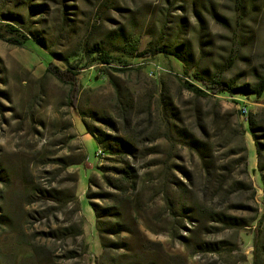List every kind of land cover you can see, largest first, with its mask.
Here are the masks:
<instances>
[{"label": "rangeland", "instance_id": "obj_1", "mask_svg": "<svg viewBox=\"0 0 264 264\" xmlns=\"http://www.w3.org/2000/svg\"><path fill=\"white\" fill-rule=\"evenodd\" d=\"M6 26L29 36L35 47L0 40V264L101 263L104 251L86 193L89 186L92 192L109 191L100 169L110 176L109 169L118 165L109 157H96L102 147L84 127L91 120L80 116L89 110L117 119L113 134L129 139L137 150L128 161L138 174L141 194L132 198L136 206L121 207L128 236L112 240L131 252L161 244L162 251L187 264H264V224L258 227L256 221L205 238L221 243L220 254L195 249L190 240L201 230L200 223L179 208L195 200L184 198V192L193 189L202 198L209 190L206 173L175 137L167 139L171 129H184L215 142L224 130L212 156L222 171L232 160L225 145H232L233 112L242 108L234 102L242 99L211 93L196 97L181 87L179 79H187L170 56L126 59L125 72L112 69L115 62L89 66L96 48L117 57L129 41L137 45V55L149 45L185 44L202 70L213 73L219 65H229L224 82L255 83L264 75V0H0V33L10 37ZM46 56L62 69L79 72L74 106L72 87L46 74ZM126 103L132 110L124 124L116 112ZM244 106L264 124V104ZM163 118L171 121L168 131ZM152 119L156 126L151 135ZM246 130L248 172L256 190L252 207L261 215L262 185L247 125ZM234 170L240 179L242 167ZM74 194L76 207L62 203ZM246 199L242 191L231 197L236 208L231 215L253 220L256 211L242 213ZM256 239L261 248L256 249Z\"/></svg>", "mask_w": 264, "mask_h": 264}, {"label": "trees", "instance_id": "obj_2", "mask_svg": "<svg viewBox=\"0 0 264 264\" xmlns=\"http://www.w3.org/2000/svg\"><path fill=\"white\" fill-rule=\"evenodd\" d=\"M168 1V0H166ZM177 1V0H171ZM10 37H6L0 33V40L10 45H14L21 48H34V44L29 36L20 33L12 26H6ZM120 38V35H119ZM121 40V39H120ZM41 45V44H40ZM124 51L119 56L113 57L110 53L102 48L94 49L92 54H96L95 58L91 61L89 66L94 64L111 66L114 62L117 63L114 69L117 72H125L128 68L127 60L130 58L151 59L156 56L173 57L182 66V74L187 80L181 81V87L186 91L192 93L196 97L206 98L211 94L220 96L226 95L230 97H240L241 102H234L236 106H244L246 103L264 104V75L259 78L255 83L243 84V85H231L223 81V75L228 66L219 65L218 68L210 73L202 70L199 66L192 62L191 56L186 48L185 44H163L162 46L149 45L141 54L137 55V45H132L129 41L124 44ZM86 53V50H85ZM44 63L46 65V74L52 76L57 81L70 85L71 88V105L74 106L79 93L80 77L78 71H70L67 68H60L51 57H44ZM142 65H138L136 70H141ZM86 67H79L77 70L85 69ZM103 73V69L99 70ZM104 78V77H99ZM198 83L202 87L197 86ZM132 106L128 103L118 106L116 114L122 119L123 123L129 122L127 115L131 113ZM81 118L90 119L91 124L83 123L86 131L93 136L97 145L102 147V153L104 157L114 159V163L118 166H113L109 169L110 176L104 174V169H100L102 177L109 191L92 192L90 186L86 193V199L91 207L95 220L96 230L98 232L100 246L104 251L102 255V261L99 264H187L182 262L178 256L162 251L161 244H153L157 249L142 250V252L129 250L123 243L119 244L118 240H112V237L119 238L121 235L128 236V230L125 228L121 217L123 211L121 207L126 208L128 205L136 206L137 201H132V198L136 195V198L140 196L141 189H139L138 174L129 163V158L136 155V146L127 138L113 134L116 132L117 119L112 116H104L97 114L94 111L80 112ZM234 124L232 131L229 134L228 142H231V146L225 145L229 148L228 154L232 159L229 164L223 166V170H217L215 167L212 156L216 153V144L219 139L223 140L224 130L220 131L219 139L215 142H211L210 139L203 134H193L183 130H167L166 118L161 121L166 127L165 131H168L167 139L171 140L175 137V141L179 146L182 145V149L195 155L201 164V170L205 171L206 188L209 190L204 191L202 198L195 196L193 189L192 192L182 194L184 198L189 195L195 199L192 204L186 208L183 204L179 210L188 213L190 219L196 220L201 230L196 231L191 237L196 250L202 252H208L213 254H220L224 249L220 242L206 241L210 235H216L221 231H227L232 229H244L250 227L252 221H256L258 227H263L264 224V207L261 215H258V211L252 207L255 204L256 190L253 183L250 180L247 164V148L245 145V137L247 134L246 125L248 126L249 134L251 135L255 155L257 162V170L260 175V181L263 191L264 199V124L262 120L257 116L249 112L247 118L242 116L241 109L238 108L233 112ZM171 122V121H170ZM95 123H100L108 128L109 132H104L96 126ZM156 123L152 120L148 121V127L151 129V135L155 132L154 128ZM99 158V157H98ZM242 167V176L236 178L234 175L235 167ZM201 175V174H199ZM93 181L89 184L92 185ZM177 189V188H176ZM242 191V198L245 196L247 199L242 202V213L255 212V218L249 220L242 216V218L231 215V210L236 209L235 204L231 201V197L237 192ZM198 195V192H197ZM59 201L58 198H55ZM215 199L223 201L222 204L216 206L214 204ZM96 201L106 203L100 204ZM73 202L76 207L75 194L63 199L62 203L66 204ZM227 204V205H226ZM138 212L137 208L134 209ZM2 221V220H1ZM205 222V224H203ZM212 223L213 225L207 228L206 223ZM7 228L10 227L9 222L2 221ZM79 233V234H78ZM80 230L77 235H80ZM256 249L261 248L258 240H255ZM109 251V253H108ZM149 252V253H148ZM257 264V262H254Z\"/></svg>", "mask_w": 264, "mask_h": 264}, {"label": "built area", "instance_id": "obj_3", "mask_svg": "<svg viewBox=\"0 0 264 264\" xmlns=\"http://www.w3.org/2000/svg\"><path fill=\"white\" fill-rule=\"evenodd\" d=\"M151 75H152V72H151ZM241 113H242L243 117L248 115V112H247L245 106H242ZM102 155H103L102 151H100V149H98L97 152H96V157H101Z\"/></svg>", "mask_w": 264, "mask_h": 264}, {"label": "bare ground", "instance_id": "obj_4", "mask_svg": "<svg viewBox=\"0 0 264 264\" xmlns=\"http://www.w3.org/2000/svg\"><path fill=\"white\" fill-rule=\"evenodd\" d=\"M246 118H247V116H245ZM100 151H102L101 149H100Z\"/></svg>", "mask_w": 264, "mask_h": 264}]
</instances>
